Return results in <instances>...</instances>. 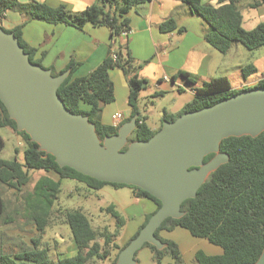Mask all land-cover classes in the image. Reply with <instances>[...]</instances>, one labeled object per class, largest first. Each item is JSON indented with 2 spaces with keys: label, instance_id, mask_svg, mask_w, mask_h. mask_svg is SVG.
Listing matches in <instances>:
<instances>
[{
  "label": "trees",
  "instance_id": "obj_1",
  "mask_svg": "<svg viewBox=\"0 0 264 264\" xmlns=\"http://www.w3.org/2000/svg\"><path fill=\"white\" fill-rule=\"evenodd\" d=\"M147 1L150 0H99L73 13L64 3L52 7L39 0H0V25L2 26V20L8 10H20L30 18L53 23L66 22L79 28L87 23L107 25L112 29L113 37H116L129 27L126 14L130 9ZM183 2L208 24L205 37L222 53L228 52L239 42L249 50L264 45V23L258 24L252 30L245 29L240 0H218V5L204 0ZM262 3L264 0H256L253 6ZM176 26V22L169 18L160 25V29L169 31ZM21 28L22 25L12 30L4 29L14 32L25 51L30 54L31 61L41 65L34 59V49L23 40ZM77 66V62H70L67 68L70 73L60 85L58 93L72 112L88 115L90 122L95 124L101 140L108 135L116 134L120 128L105 125L101 121L103 107L115 100L111 69L123 70L130 86L131 118L137 116V125L129 137V143L149 140L162 128L164 120L173 121L185 112L213 105L248 89L233 88L227 77L213 78L204 86L197 88L196 96L181 110L171 114L165 111L160 119V127L153 129L146 123V116H142L139 105L140 93L146 86L144 85L146 80L140 76L141 65L136 63L127 47L118 49L112 47L103 62L89 75L72 78ZM179 74L186 77L189 82L196 83L188 72L182 71ZM173 79H176V76ZM253 87H264V78ZM159 96L160 93L154 94L156 98ZM82 104H86L87 109L82 108ZM2 127H8L21 136L25 148L23 161L17 157L12 160L0 158V226L15 222L14 214H17L18 210L15 209L14 214L10 212L4 194L5 187L22 191L30 181V171L33 169L54 172L59 179L55 180L47 175L40 176L33 190L25 195L21 217L24 225L32 224L36 227V235L31 239L30 245L10 249L0 245V264H101L110 256L111 250L116 246L113 239L124 225L123 217L113 205L107 207L106 211L116 219L114 231H110L108 227L102 230L94 228L89 217L80 209H68L62 213L64 222L71 229L78 252L72 257H61L58 254L52 258L42 238L52 221L63 179L84 182L93 189H100L106 185L116 188L129 186L135 196L152 199L158 204V209L162 205L160 199L138 186L101 181L69 166H60L53 154L42 150L40 144L34 141L28 132L18 129L16 120L10 117L7 107L0 99V128ZM4 147L5 139L0 133V152ZM127 148L128 145L123 150ZM221 151L228 154V162L220 165L209 175L196 197L188 198L182 203L183 216L168 217L157 229L156 235L165 244L164 248L159 249L152 243H145L144 246L149 247L159 261L165 255H170L177 263L182 262L178 244L159 236L160 230H172L177 226L184 227L194 236L206 238L224 249L222 255H206L199 251L196 254L199 264H255L260 258L264 250V131L256 137L243 135L225 138L221 142ZM215 154L207 155L205 163ZM152 215L147 218L146 224ZM127 245L118 247V253L108 264H117L120 252Z\"/></svg>",
  "mask_w": 264,
  "mask_h": 264
},
{
  "label": "water",
  "instance_id": "obj_2",
  "mask_svg": "<svg viewBox=\"0 0 264 264\" xmlns=\"http://www.w3.org/2000/svg\"><path fill=\"white\" fill-rule=\"evenodd\" d=\"M68 75L34 64L15 33L0 25V99L18 129L53 154L60 166L101 181L138 186L162 201L120 252L117 264H136V253L146 242L164 248L156 235L159 226L168 217L183 216L182 203L196 197L209 175L228 162L221 151L223 139L256 137L264 131V87H253L164 120L149 140L129 143L137 116L101 140L88 115L72 112L60 97L58 89ZM211 153L216 154L205 163ZM255 264H264V250Z\"/></svg>",
  "mask_w": 264,
  "mask_h": 264
},
{
  "label": "crops",
  "instance_id": "obj_3",
  "mask_svg": "<svg viewBox=\"0 0 264 264\" xmlns=\"http://www.w3.org/2000/svg\"><path fill=\"white\" fill-rule=\"evenodd\" d=\"M39 1L52 7L64 3L74 13L98 0H85L83 8H76L72 0ZM204 1L218 5V0ZM255 1L240 0L239 3L243 14V27L247 30L264 23V3L253 6ZM126 16L129 19L128 28L132 29L128 37L122 34L113 37L112 29L107 25L87 23L79 28L66 22L53 23L44 19L30 18L20 10H8L2 20V26L12 30L22 25L21 36L34 49V59L56 75L69 71L67 68L71 61L77 62L78 66L72 78L89 75L103 62L112 47L114 49L127 47L136 63L141 65L140 76L146 80V86L139 98L142 116H145L143 113H147L150 109L149 102L156 99L154 97L156 93H160L159 97H164L169 91L189 88L195 97L197 88L216 77H227L235 89L253 87L264 78V45L249 51L239 42L235 43L228 52L222 53L205 37L208 24L201 16L193 13L183 0H150L131 8ZM169 18H172L177 26L169 31L161 30L160 25ZM182 71L188 72L196 83L193 84L180 75ZM110 76L114 82L115 100L103 107L101 121L105 125L114 126L113 115L121 113L122 117L117 126L121 127L133 118L129 103L130 86L123 70L111 69ZM174 76L176 79H173ZM147 88L148 91L143 92ZM87 107L86 104H82V108L87 109ZM145 121L147 123V120ZM151 127L158 129L160 126ZM10 130L13 132L12 129ZM38 172L41 173L40 176L47 175L55 180L59 179L54 172L44 170ZM79 184L82 185H77V188L93 189L84 182ZM109 186L111 185L96 190L106 191ZM157 210L158 204L155 201L146 197H137L133 193L132 202L123 207L122 213L120 212L124 225L113 239L116 246L101 264L110 263L118 253V249L127 245L146 224L147 218ZM30 226L34 230L29 236L31 240L36 235L37 229L32 224ZM2 232L9 237L21 239L25 237L24 230L5 227ZM159 236L178 244L182 262L177 263L170 255H165L159 261L149 247L143 246L136 253V264H199L196 260L199 251L206 255L224 253L221 246L211 243L206 238L194 236L181 226L172 230L162 229ZM77 252L78 247L73 239L72 245L68 246L65 252L58 254L61 257H72Z\"/></svg>",
  "mask_w": 264,
  "mask_h": 264
},
{
  "label": "rangeland",
  "instance_id": "obj_4",
  "mask_svg": "<svg viewBox=\"0 0 264 264\" xmlns=\"http://www.w3.org/2000/svg\"><path fill=\"white\" fill-rule=\"evenodd\" d=\"M72 1L76 8H83V4L86 2L85 0ZM146 90L148 91V88L143 92H147ZM193 98L194 95L191 90L186 88L181 91H169L166 96L154 99L153 102H149L150 109L148 111L146 109L147 113H143L146 116L147 124L160 126V119L165 111L177 112ZM143 102L145 103L146 99ZM0 133L5 139V147L0 152V158L12 160L17 157L20 161H23V150L25 148L23 138L16 132H12L8 127L0 128ZM40 175L41 173L38 170H31L30 181L24 186L22 191H16L8 187L4 188L10 212L14 214V210L18 209L17 214H14L15 222L0 226V245H3L4 248L10 249L32 244L29 236L34 230L30 228V224L28 226L24 225L21 214L24 211V197L33 190ZM79 183L77 180L69 178L62 181L59 198L54 206L52 221L46 228L42 238L44 244L50 248L49 253L52 258L56 257L60 252H65L66 248L73 243L71 229L62 217V213L66 210L80 209L89 217L94 228L102 230L104 227H108L110 231H114L116 219L106 211L107 207L113 205L115 210L122 213L123 207L129 205L133 200V190L129 186L120 188L109 186L106 191H98L96 189L77 188V185H82ZM20 225L23 226L20 227ZM5 227L24 230L25 239L6 236L5 232H2Z\"/></svg>",
  "mask_w": 264,
  "mask_h": 264
},
{
  "label": "built area",
  "instance_id": "obj_5",
  "mask_svg": "<svg viewBox=\"0 0 264 264\" xmlns=\"http://www.w3.org/2000/svg\"><path fill=\"white\" fill-rule=\"evenodd\" d=\"M132 33V29L130 28H127V29H124L121 34L128 37L130 34ZM122 117V114L121 113H116L113 115V119H114V127H117L118 124H119V120L121 119Z\"/></svg>",
  "mask_w": 264,
  "mask_h": 264
}]
</instances>
